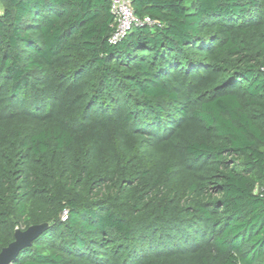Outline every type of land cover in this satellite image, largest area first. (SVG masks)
I'll list each match as a JSON object with an SVG mask.
<instances>
[{
  "label": "trees",
  "instance_id": "16d2710c",
  "mask_svg": "<svg viewBox=\"0 0 264 264\" xmlns=\"http://www.w3.org/2000/svg\"><path fill=\"white\" fill-rule=\"evenodd\" d=\"M129 1L0 0V254L264 264V0Z\"/></svg>",
  "mask_w": 264,
  "mask_h": 264
},
{
  "label": "built area",
  "instance_id": "2783aa9c",
  "mask_svg": "<svg viewBox=\"0 0 264 264\" xmlns=\"http://www.w3.org/2000/svg\"><path fill=\"white\" fill-rule=\"evenodd\" d=\"M111 1V11L116 17L117 27L116 31L112 37L111 42L117 43L123 39L127 33L133 28L142 25L153 26L154 22L146 17L144 19H139L131 6L129 0H110ZM66 217H63L65 220Z\"/></svg>",
  "mask_w": 264,
  "mask_h": 264
},
{
  "label": "water",
  "instance_id": "95a60500",
  "mask_svg": "<svg viewBox=\"0 0 264 264\" xmlns=\"http://www.w3.org/2000/svg\"><path fill=\"white\" fill-rule=\"evenodd\" d=\"M48 225L32 226L26 231L17 229L15 233V241L7 248L3 249L0 254V264H11L20 255L22 250L31 247L37 237L45 230L48 229Z\"/></svg>",
  "mask_w": 264,
  "mask_h": 264
},
{
  "label": "rangeland",
  "instance_id": "374dc122",
  "mask_svg": "<svg viewBox=\"0 0 264 264\" xmlns=\"http://www.w3.org/2000/svg\"><path fill=\"white\" fill-rule=\"evenodd\" d=\"M0 11H1V6H0Z\"/></svg>",
  "mask_w": 264,
  "mask_h": 264
}]
</instances>
